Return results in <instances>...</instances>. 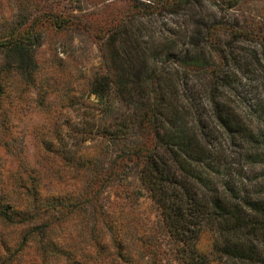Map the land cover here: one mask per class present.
I'll use <instances>...</instances> for the list:
<instances>
[{"label": "trees", "instance_id": "obj_1", "mask_svg": "<svg viewBox=\"0 0 264 264\" xmlns=\"http://www.w3.org/2000/svg\"><path fill=\"white\" fill-rule=\"evenodd\" d=\"M64 1L0 0V150L16 162L6 164L0 155V223L15 228L10 238L0 232V264H264V173L248 182L249 165L212 164L218 145L207 130L210 121L234 129L239 119L214 99L209 121L195 113L189 119L174 98L182 86L186 100H197L180 72L210 77L205 86L215 92L218 72L232 59L217 46L220 33L231 39L258 34L212 22L202 38L211 56L202 41L168 55L145 80L141 106L120 100V77L140 79L145 61L139 54L135 64L118 60L87 79L81 91L88 100L78 102L71 93L43 89L37 55L47 32L78 29L70 18L79 17L58 8ZM216 1L233 8L243 0ZM158 3L186 6L191 17L197 12L192 1ZM185 27L195 37L203 34L192 20ZM106 31L104 60L120 25ZM25 106L45 113L51 134L41 130L30 140L12 133L11 121ZM69 110L74 118L65 116ZM131 176L155 204L156 219L140 207L142 192L129 185ZM206 233L208 248L200 243ZM26 247L35 250L29 261L21 256Z\"/></svg>", "mask_w": 264, "mask_h": 264}, {"label": "rangeland", "instance_id": "obj_2", "mask_svg": "<svg viewBox=\"0 0 264 264\" xmlns=\"http://www.w3.org/2000/svg\"><path fill=\"white\" fill-rule=\"evenodd\" d=\"M187 1H192L196 6V15L192 17L186 6L173 9L161 7L158 0H65L58 8L63 10L64 16L75 14L79 17L70 18L79 27L71 34L47 32L44 35V44L37 52L45 84L43 89L52 94L68 92L78 102H86L88 95L81 91V87L87 79L105 74L121 62L123 67L135 64L139 54L145 61L140 79L120 77V81L127 84L120 85V100L138 107L141 106L138 100L144 92V82L151 76L154 66L162 67L169 56L180 55L185 48L199 46V41H202L200 45L206 55L211 56L202 38L212 22L228 23L263 35L264 0H243L233 8H226L216 0ZM191 20L201 25L203 34L195 37L189 33L190 28L185 27V24ZM116 23L120 25V34L116 44L106 50L110 59L104 60L102 40L109 26ZM259 27L261 31L257 32ZM258 35L231 39L227 34L220 33L216 40L217 46L225 49L232 59H228L218 72L215 92L211 93L205 86L210 77L206 80L201 77L200 81L195 74L186 76L180 72L179 77L189 79L188 84L194 85H190V88L196 91L197 100L194 103L186 100L182 86L176 87L174 95L189 119L190 114L195 113L209 121L210 116L212 118L210 103L213 99L221 105L227 104V108L233 111L239 119L234 129H227L214 121H210L207 127L218 145L212 164L249 165L248 182L262 178L264 173V40L259 39ZM170 66L168 62L165 68ZM116 79L119 80V77ZM56 99L60 102L59 98ZM90 99L93 100L94 96ZM26 107L18 115L20 119L11 121L12 133L19 137L26 135L30 140L41 130L44 134H51V129L43 126L49 121L45 113L36 108L30 111ZM75 114V111L69 110L65 116L74 118ZM31 152H35L34 145H31ZM0 155L6 159V164H16L13 157L2 149ZM251 164H254V170L249 169ZM128 181L130 186L142 192L140 207L156 219L157 208L140 181L135 176H131ZM14 229L12 225L0 223V232L6 238L13 236ZM200 243L208 248L211 244L210 234H204ZM21 252L24 261L35 256V250L31 248H23Z\"/></svg>", "mask_w": 264, "mask_h": 264}]
</instances>
